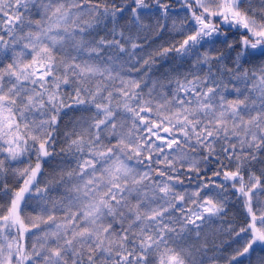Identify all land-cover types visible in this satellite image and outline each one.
Returning a JSON list of instances; mask_svg holds the SVG:
<instances>
[{
	"label": "snow or ice",
	"instance_id": "6c2138e0",
	"mask_svg": "<svg viewBox=\"0 0 264 264\" xmlns=\"http://www.w3.org/2000/svg\"><path fill=\"white\" fill-rule=\"evenodd\" d=\"M176 3L180 10L171 0H0V152L9 161L35 154L34 164L14 170L22 186L0 184L8 197L0 264H204L203 245L180 242L192 233L200 238L203 225L224 212L222 201L200 195L223 188L214 179L221 176L239 185L249 214L238 230L229 228L237 247L226 264H264V207L253 211V201L264 200V172L247 183L241 174L245 163L264 164V0ZM126 15L135 32L120 27ZM149 18L157 33L165 29L161 21H171L182 38L137 59L147 39L140 32L153 30ZM105 19L113 27L97 38ZM228 32L235 33L232 43ZM221 36L235 52L234 67L213 73L222 58L201 49ZM169 53L193 58L174 88L128 77L141 62L150 66ZM73 106L96 110L65 133L61 152L75 166L38 182L42 162L53 155L60 112ZM233 162L235 170H226ZM211 163L222 167L202 176ZM181 177H195L196 190H177ZM57 184L64 190L54 198ZM22 204L35 215L22 216Z\"/></svg>",
	"mask_w": 264,
	"mask_h": 264
},
{
	"label": "trees",
	"instance_id": "16d2710c",
	"mask_svg": "<svg viewBox=\"0 0 264 264\" xmlns=\"http://www.w3.org/2000/svg\"><path fill=\"white\" fill-rule=\"evenodd\" d=\"M113 0H108V3L111 4ZM116 3H120L121 0H115ZM172 7L174 9L180 10V6L176 3V0H171ZM180 15L183 16L185 13L183 11L180 12ZM130 17L125 16L124 19L118 18V23L121 28L128 29L131 28L132 31H136V29L128 23ZM155 18H149L145 20V24L150 25L153 29L152 31H141L140 36L143 39L147 37L143 42V47L145 49L144 52H139L137 59L140 56L147 58V53L152 52L154 49L159 48L161 46L168 47L171 43H174L175 39H181L182 37H178L176 32L172 30L171 21L161 23L165 24V29L161 32L157 33L155 31ZM113 27V24L110 23L107 19H105L99 27H97L93 35L98 37L106 36L107 31ZM223 27V25L221 26ZM225 31H227L225 29ZM229 43H232V38L235 36L234 32H228ZM223 37L221 36L214 45H208L206 48L201 49V53L207 51L213 57H221V64L217 65L215 63L212 64V72L216 73L219 69L221 73L224 72V69H231L234 67L231 62L235 57V52L232 49H229L227 45L222 43ZM235 47V45H234ZM135 63V61H133ZM193 65V58H182L176 53H169L164 57H155L154 63L150 66L143 65L142 62L138 65V71H134L139 78L144 82L149 81L152 76L160 77L163 82L171 88L175 87V78L183 77V74L189 72ZM244 67L246 69L254 67V65L245 64ZM206 73L208 71L207 67L203 68ZM225 82L230 78L229 75H224ZM171 82V83H170ZM141 87L144 88L145 84L142 83ZM65 91H70V89H63ZM84 106H73L70 108H64L60 112L59 123L57 125V130L53 133L55 137V143L52 149L53 155L48 157L47 162L44 163L42 169V177L39 178L38 182L41 180L47 181L50 180L53 176H56L61 170L69 169L74 167V158L69 156L66 152L62 153L61 149L66 147V137L65 133L70 132L73 129L78 130L79 127L86 121L91 119L95 115L96 110L89 106L88 111L82 110ZM32 152L25 154L29 157V161L32 164L35 163V157H31ZM223 164H228V161H223ZM264 159V156H260L258 154V160ZM235 162L229 164L228 169L226 170H235ZM222 165H218L215 163L207 164L205 170H207V176H211L212 170H219ZM264 172V164L259 163L258 161H252L251 163H245L241 168V174L244 177L245 183L248 182L249 175L254 173L256 176H261V173ZM201 175H205L204 170L201 172ZM57 179L59 177L57 176ZM217 183H223L225 186L223 188L210 187L203 190V194L211 193L212 197L216 200L222 201L224 205V212L220 214L219 217H215L212 219L210 223L203 225V230L201 232L200 238L195 236V233H192L189 238L180 242L181 246L191 247L192 245H196L200 247L203 245L205 247V253L200 254L204 258V264H213L212 257H218L215 264H226V260L224 257L228 256L232 249L237 247L234 243L236 237L229 234V228L239 229V227L243 226L246 221L249 219V214L247 211V207L244 204V198L239 195L237 189L233 188L232 181H223V177H215L214 178ZM262 181H264V176H261ZM196 183L199 181L194 177L193 179ZM0 184H6L7 187L13 191L17 190L18 187L22 186V178L18 181L15 179H7L6 175L0 177ZM43 187V183H41ZM59 184L55 185V191L51 193L54 195L57 193V188H59ZM8 203V197L0 194V212L4 211L5 206ZM264 203V200L261 201ZM253 211L258 212V208L262 207L260 204L257 205L256 200L253 201ZM264 254V253H261ZM247 264V261H245Z\"/></svg>",
	"mask_w": 264,
	"mask_h": 264
},
{
	"label": "rangeland",
	"instance_id": "374dc122",
	"mask_svg": "<svg viewBox=\"0 0 264 264\" xmlns=\"http://www.w3.org/2000/svg\"><path fill=\"white\" fill-rule=\"evenodd\" d=\"M32 18L33 19L39 18V17L36 16V9H32ZM73 54H75V53H73ZM202 70L205 71L204 69H202ZM128 77L139 80V78L137 77V75H136V73L134 71L128 72ZM152 82H159L161 84L166 85L163 82V80L160 77H158V76H152L149 79V81H148V85L151 86V83ZM169 87H171V86H169V85L167 86L166 85L164 91H167ZM144 90L146 92L147 91V88H144ZM113 140L115 142V139L114 138H113ZM6 156H7V153L6 152H0V160H3L4 161L5 175H6L7 179H15L16 181L20 180L21 177L18 176V175H16V174H14V170L17 169V168L27 167L29 165V162H27V159H30V158L27 157L26 155H24V156H22L21 158H19L16 161H9L8 159H5ZM205 165L206 164H203V169L205 168ZM181 179L184 180V184L183 185H180V186H177V190H185L186 189L189 192L196 190V188H197V184L196 183H194L192 181H189V180L185 179L184 177H181ZM60 190L63 193V190H64L63 187H61ZM60 195H58V196H60ZM200 195H201V192H200ZM58 196H53V197L55 198V197H58ZM207 196H211V195L210 194H206L203 197H207ZM21 208H22V212H21V215L22 216H24V215H35V213H33V211H32L31 208L24 209L23 204L21 205ZM58 215H62V213H58ZM25 222L27 223V221H25ZM41 227L43 228L45 226L44 225H41ZM33 231H36V230L33 229ZM25 242L26 243H29L30 242V234L25 237Z\"/></svg>",
	"mask_w": 264,
	"mask_h": 264
}]
</instances>
